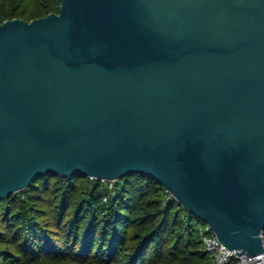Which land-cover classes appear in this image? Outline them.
<instances>
[{
	"label": "water",
	"instance_id": "95a60500",
	"mask_svg": "<svg viewBox=\"0 0 264 264\" xmlns=\"http://www.w3.org/2000/svg\"><path fill=\"white\" fill-rule=\"evenodd\" d=\"M60 2L0 24V201L140 174L264 253V0Z\"/></svg>",
	"mask_w": 264,
	"mask_h": 264
},
{
	"label": "trees",
	"instance_id": "16d2710c",
	"mask_svg": "<svg viewBox=\"0 0 264 264\" xmlns=\"http://www.w3.org/2000/svg\"><path fill=\"white\" fill-rule=\"evenodd\" d=\"M60 0H0V24L58 14ZM153 178L39 176L0 201V264H215L198 226Z\"/></svg>",
	"mask_w": 264,
	"mask_h": 264
},
{
	"label": "built area",
	"instance_id": "2783aa9c",
	"mask_svg": "<svg viewBox=\"0 0 264 264\" xmlns=\"http://www.w3.org/2000/svg\"><path fill=\"white\" fill-rule=\"evenodd\" d=\"M112 188V182H110ZM198 232L206 253L215 264H264V253L256 256H238L236 251L227 249L206 224L198 226ZM264 243V233L262 235Z\"/></svg>",
	"mask_w": 264,
	"mask_h": 264
},
{
	"label": "rangeland",
	"instance_id": "374dc122",
	"mask_svg": "<svg viewBox=\"0 0 264 264\" xmlns=\"http://www.w3.org/2000/svg\"><path fill=\"white\" fill-rule=\"evenodd\" d=\"M117 182V181H116Z\"/></svg>",
	"mask_w": 264,
	"mask_h": 264
}]
</instances>
